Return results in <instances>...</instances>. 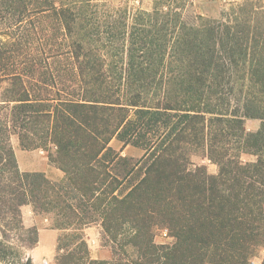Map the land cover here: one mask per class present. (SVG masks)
Returning <instances> with one entry per match:
<instances>
[{"label": "trees", "instance_id": "obj_1", "mask_svg": "<svg viewBox=\"0 0 264 264\" xmlns=\"http://www.w3.org/2000/svg\"><path fill=\"white\" fill-rule=\"evenodd\" d=\"M190 5L0 0L2 232L32 231L34 248L29 205L59 233L56 264H252L264 244V2L220 19L188 18ZM12 136L64 179L21 172ZM194 151L218 174L190 168ZM92 226L113 260L91 258ZM156 228L175 243L157 244Z\"/></svg>", "mask_w": 264, "mask_h": 264}, {"label": "rangeland", "instance_id": "obj_2", "mask_svg": "<svg viewBox=\"0 0 264 264\" xmlns=\"http://www.w3.org/2000/svg\"><path fill=\"white\" fill-rule=\"evenodd\" d=\"M108 1L114 5H128L130 8L134 9L139 6L144 8L150 7L153 0H102ZM243 0H191L192 5L185 11L186 17H192L194 15H200L208 19H220L224 11L229 9L232 3H237ZM264 2V0H263ZM261 122L258 120H246L245 127L247 132L255 133L260 129ZM12 145H20L19 139L17 136H12ZM112 147L118 151L122 149V144L114 140L112 142ZM21 146V145H20ZM124 156H130L134 158H141L143 156V151L136 149L132 146H128L124 149ZM189 167H205L209 175H217L219 168L209 159H207L204 153L201 152H191L187 155ZM243 162H254L256 157L243 154ZM49 220V224L52 226L53 222L51 217L42 215ZM31 230V228H28ZM35 235L32 231L25 230H11L2 232V226L0 223V241L4 243L5 250L7 251L8 256H5V261H0V264H28V260L31 259L29 256L30 250L33 248V241ZM155 241L159 245H173L175 240L168 236L164 228L155 229ZM100 244L103 247L108 248L112 252L113 244L102 232L100 237ZM73 247V246H72ZM57 255V254H56ZM252 264H262L264 261V244L257 245L254 249L252 256L250 257ZM56 264V256L54 263ZM210 264V263H208Z\"/></svg>", "mask_w": 264, "mask_h": 264}, {"label": "crops", "instance_id": "obj_3", "mask_svg": "<svg viewBox=\"0 0 264 264\" xmlns=\"http://www.w3.org/2000/svg\"><path fill=\"white\" fill-rule=\"evenodd\" d=\"M18 167L21 172L44 173L50 180L61 181L64 173L54 166L43 150H24L19 144L13 146ZM22 219L26 228L38 229V243L29 252L33 264H53L58 248L59 233L52 228L49 220L37 215L31 206L22 208ZM101 226L84 229V236L89 246L90 256L94 260L111 261L113 253L100 244Z\"/></svg>", "mask_w": 264, "mask_h": 264}, {"label": "built area", "instance_id": "obj_4", "mask_svg": "<svg viewBox=\"0 0 264 264\" xmlns=\"http://www.w3.org/2000/svg\"><path fill=\"white\" fill-rule=\"evenodd\" d=\"M166 232V231H165ZM166 234H167V232H166Z\"/></svg>", "mask_w": 264, "mask_h": 264}]
</instances>
